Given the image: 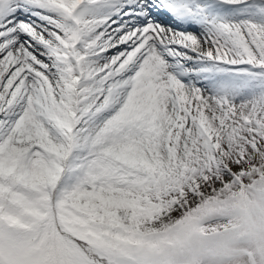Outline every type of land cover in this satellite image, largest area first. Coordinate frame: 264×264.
<instances>
[{
	"label": "snow or ice",
	"instance_id": "obj_1",
	"mask_svg": "<svg viewBox=\"0 0 264 264\" xmlns=\"http://www.w3.org/2000/svg\"><path fill=\"white\" fill-rule=\"evenodd\" d=\"M0 264H264V0H0Z\"/></svg>",
	"mask_w": 264,
	"mask_h": 264
}]
</instances>
